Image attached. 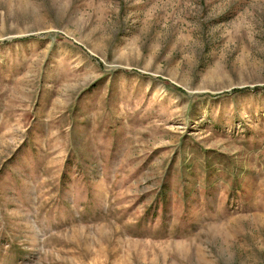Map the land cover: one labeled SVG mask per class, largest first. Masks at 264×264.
Returning <instances> with one entry per match:
<instances>
[{"label":"rangeland","instance_id":"obj_1","mask_svg":"<svg viewBox=\"0 0 264 264\" xmlns=\"http://www.w3.org/2000/svg\"><path fill=\"white\" fill-rule=\"evenodd\" d=\"M0 264H264V0H0Z\"/></svg>","mask_w":264,"mask_h":264}]
</instances>
